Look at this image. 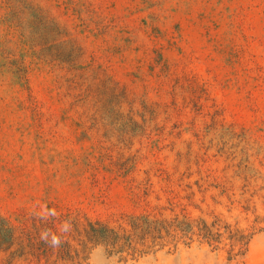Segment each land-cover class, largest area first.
<instances>
[{"label":"rangeland","instance_id":"obj_1","mask_svg":"<svg viewBox=\"0 0 264 264\" xmlns=\"http://www.w3.org/2000/svg\"><path fill=\"white\" fill-rule=\"evenodd\" d=\"M139 215L224 236L80 263L264 264V0H0V264Z\"/></svg>","mask_w":264,"mask_h":264},{"label":"trees","instance_id":"obj_2","mask_svg":"<svg viewBox=\"0 0 264 264\" xmlns=\"http://www.w3.org/2000/svg\"><path fill=\"white\" fill-rule=\"evenodd\" d=\"M78 236L76 247L68 240L52 241L51 244L58 247L56 256L60 260L71 261L70 264H81L83 250L89 245H99L110 255L127 261L154 252L155 247L161 249L165 245L175 246L184 238L192 239L196 236L200 241L210 245L224 234H213L212 227L201 220L188 221L185 217L157 220L150 215H139L129 216L114 227L99 221L89 222ZM226 239L230 243L229 259L242 256L241 246L247 242H243V238L237 233H228ZM235 247L239 249L236 253Z\"/></svg>","mask_w":264,"mask_h":264}]
</instances>
